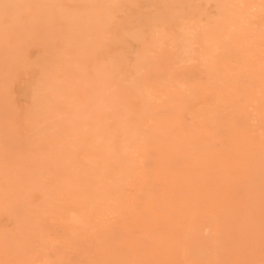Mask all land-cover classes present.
Returning <instances> with one entry per match:
<instances>
[{
	"label": "bare ground",
	"instance_id": "bare-ground-1",
	"mask_svg": "<svg viewBox=\"0 0 264 264\" xmlns=\"http://www.w3.org/2000/svg\"><path fill=\"white\" fill-rule=\"evenodd\" d=\"M17 36L38 57L8 66L0 119L24 79L36 124L23 154L0 120V264L187 258L184 194L201 203L212 174L238 172L264 197V0H2L0 51Z\"/></svg>",
	"mask_w": 264,
	"mask_h": 264
},
{
	"label": "rangeland",
	"instance_id": "rangeland-1",
	"mask_svg": "<svg viewBox=\"0 0 264 264\" xmlns=\"http://www.w3.org/2000/svg\"><path fill=\"white\" fill-rule=\"evenodd\" d=\"M1 1L2 0H0V2ZM26 14H28V12ZM56 22L62 28H65L68 23L63 18L56 19ZM12 41L13 42H11L9 45L7 44L8 46L7 50L10 51L8 55H6L7 50L4 52L0 51V80L4 78L5 72L7 71L8 66L11 65L12 61H16L18 63L17 72L22 73L23 71L22 64L24 63V60L28 61L30 60V58L33 60L38 57V51L36 50V48L32 49L31 51L29 49L28 51L26 50V48L23 45V37L17 36ZM23 80L24 79L16 83V85L17 84L18 85L17 86L15 85V90H13V87H12V104L17 106L18 109L15 111H11L10 113H7V115L4 116L5 120H1V119L0 120L2 121V125L5 128L12 127L11 133H9V138L11 141L10 148H16V150L20 151L21 153L28 154L32 152V146L27 138L28 136L27 133H28L29 128L32 125L36 124V117L33 115L29 107L22 106V104L24 103V99H25L24 94H23L24 89L26 88L28 84L27 82H25V80L24 81ZM13 91L16 92V97ZM21 113H22V116H21ZM186 119H187L188 124H191L193 122L192 116H190V114L186 116ZM22 126L24 128H20ZM18 135L20 136L19 139L14 140L15 137ZM212 144H213V151L218 153L221 149L220 148L221 143L219 141H215ZM218 175L212 174V180H211L212 183L208 182L206 185L200 188L201 190H200V193H198V196L200 198L204 197V200H202L201 203H194L193 201L189 200L190 199L189 197L191 194L188 192L184 194L185 196H183L184 208L181 212L184 217L182 216L181 218L182 219L181 220V228H182L181 230L183 231V234H184L182 238L183 240L185 239L186 241V243L184 242L183 245L187 248V252L189 253L188 257L187 258L185 257L182 258L178 256L169 257V258L160 257L157 259L155 264H186L187 262H188L187 264H199V263L201 264H256L257 260L260 261L261 264L262 263L264 264V254H263L264 253V243H262L263 238H264V233L263 234L256 233V231H258L259 229H264V225H262L264 224V217H263L264 215H261L259 217L260 213H264V197H261L258 195L259 193H261L260 189L257 188L255 195L253 197L252 196L250 197L246 192H244L243 189L241 190L239 189L240 187L238 184L241 180V174H239L238 172L230 174L228 181L219 179ZM0 183H2V180H0ZM157 187L158 185L155 184L153 188V191L155 190L156 193L158 189ZM133 192H134L133 188L126 189L127 195H133L134 194ZM200 206H201V209H200ZM135 207L136 209L138 208L141 209L140 206L138 207V205H135ZM219 208H221L222 211L221 209L219 211ZM192 209H195V210H192ZM192 212H195V214ZM112 217H110L111 224L110 223L109 224L114 226L115 221L112 220L114 219ZM197 218L199 220H197ZM204 220L216 221L218 225L220 226V232L217 234L215 232H212L213 230L211 231L210 229H207L206 225L202 224L205 222ZM9 224H10L8 225L9 227L8 226L7 227L13 230L14 224L12 222ZM114 227H115L114 228L115 234L117 235L116 242L123 249L124 247L123 245H125V242H126L124 241V239L126 238L123 239V237L126 234V231L120 224H117V227L116 226ZM122 228L124 231L122 230ZM188 229H189V232H188ZM13 234L15 235L14 231H13ZM216 234L218 235L217 239L219 242H216L217 241V239L215 238ZM210 235L212 237H210ZM207 237H209V239ZM182 238H180V240ZM204 238L208 239L209 241L208 242L204 241L205 240ZM220 240L222 244L220 243ZM222 240L224 242H222ZM227 241L229 243H227ZM202 242L203 243L205 242L204 243L205 246L203 245L204 249L205 248L207 249V247L210 249H207V250L205 249L204 251L203 246H199L203 244ZM8 243H9L8 240L0 236V258L4 250L7 248ZM207 243L209 246L206 247ZM197 244H198V247H201V250L203 249L202 252L207 253L206 257L203 255L204 256L203 258L206 259V262H205V259L203 258L201 259L199 255H195L199 253L197 252V249H199L198 247H196ZM229 244L231 246H228ZM214 249H216L217 251L216 250L214 251ZM192 250L193 252L194 250H196L194 255H192L191 253ZM215 252L219 254H215ZM238 252H241V254ZM193 256L195 257L191 258ZM197 256L200 258H197L198 261L197 260L195 261ZM261 257L263 258V260L261 259ZM214 259H217V261ZM200 260H204V261H200ZM78 264H86V261L82 263H78Z\"/></svg>",
	"mask_w": 264,
	"mask_h": 264
}]
</instances>
